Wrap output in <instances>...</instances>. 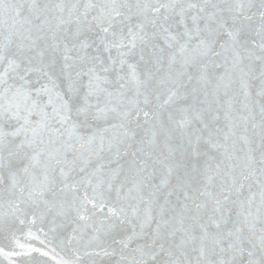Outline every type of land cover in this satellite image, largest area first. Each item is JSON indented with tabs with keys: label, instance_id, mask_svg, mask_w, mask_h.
<instances>
[{
	"label": "snow or ice",
	"instance_id": "6c2138e0",
	"mask_svg": "<svg viewBox=\"0 0 264 264\" xmlns=\"http://www.w3.org/2000/svg\"><path fill=\"white\" fill-rule=\"evenodd\" d=\"M0 264H264V0H0Z\"/></svg>",
	"mask_w": 264,
	"mask_h": 264
}]
</instances>
